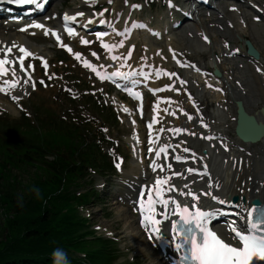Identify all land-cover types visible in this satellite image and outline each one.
Masks as SVG:
<instances>
[{"label":"snow or ice","instance_id":"obj_1","mask_svg":"<svg viewBox=\"0 0 264 264\" xmlns=\"http://www.w3.org/2000/svg\"><path fill=\"white\" fill-rule=\"evenodd\" d=\"M11 3L16 5H31L36 3V0H10ZM112 0H109L111 3ZM171 6V0H170ZM37 7L42 5L37 4ZM133 8H138L140 5H132ZM233 10L235 7H233ZM108 9H104L102 12L95 13V15L103 16L104 12ZM85 13L82 11L76 12L74 15L64 14L63 20L65 22V29L69 35L76 34V29L70 27L68 22H76L78 17H84ZM257 20L260 17H256ZM94 21L90 18L83 25L88 27ZM107 21L104 19L99 20L100 24H105ZM34 27L43 29L45 35H54L57 42L61 47H66L69 52H72V48L65 45L61 40V36L58 32H54L52 29L46 28L45 24L39 22H33L30 25L24 26L21 31H27L28 28ZM107 33L99 31L96 33L97 38L101 39V46L111 52L117 45L108 44L103 42V37ZM206 41L209 39L206 35L203 37ZM81 43L89 45L92 41L85 37H81ZM121 46L123 42H120ZM227 46V45H226ZM133 45V49H134ZM14 48H18V54H14ZM239 52L240 49L235 50ZM0 92H9L21 83L35 88L37 81L33 78L32 73L35 71V66L29 64L25 67V61L29 58H35V54L31 52L27 47L23 45H15L14 43L0 48ZM73 55L77 60H82V53L74 52ZM93 57L99 59L98 53L93 51L91 53ZM173 57L175 58V52L173 50ZM128 58H131V52L128 53ZM41 63L45 69V74L48 79H52V75H48L47 69L49 64L46 58L40 57ZM112 60L118 59L116 56L111 57ZM123 60V58H121ZM83 65L86 68L91 69L93 73L100 80H109L115 82L117 78L123 80H129L130 77L135 75L133 72L114 71L104 73L100 71L104 65L93 64L87 59H83ZM124 66L123 63L121 65ZM31 69V71H29ZM199 71V69H197ZM258 72L264 73V68L257 67ZM147 75V74H145ZM157 75L176 76L175 72H168L161 69L157 72ZM26 76L27 78H24ZM40 84L47 86L45 80L41 79ZM181 84H187V80H181ZM166 87L172 88V90L179 92L181 89L174 85H167ZM207 87L213 88L211 83L207 84ZM125 90L129 92L133 98L143 101V95L140 91H134L125 86ZM162 89H152L153 93L161 91ZM222 91V89H216ZM188 98L193 100V106L196 108V112L199 113L200 109L195 105V101L191 93H188ZM13 100L19 99L18 96L13 95ZM171 103V98H169ZM124 112H129L128 108L123 109ZM168 111L167 108L164 109ZM141 115L143 114V104L140 105ZM155 115L150 119L147 124L149 129L148 133V152L154 153V159L151 160L149 168L153 173L151 180H147L141 187L138 193L139 199L136 202L138 204V212L142 217L141 223L144 228L148 230L149 238L158 242L167 240L172 246H174L176 252L180 253L179 264H251L253 259L264 260V204H248L244 201L243 197L240 198V202H234L229 199L226 194L214 193L212 189L215 187L220 189L222 185L219 182L207 181V177L210 173L207 171V164L203 166V170L196 167H187L183 171L181 168L175 167L172 162H167L170 155V149L175 152V147L167 142L162 144L153 137L152 130L153 125L159 123L158 116L160 115L159 103H156L154 107ZM180 112L187 118L188 121H192L193 114L185 111L183 108ZM172 116H176L177 113L173 111ZM199 122L203 128H209L210 125L204 121L201 117H198ZM135 123V121H133ZM105 132L108 129H104ZM165 128H160L159 132L163 133ZM175 135L181 133H187L190 136L199 137L202 139L213 140L212 135L205 133H198L190 130L188 127H175L167 129ZM139 140V136H137ZM186 141H181L180 144H186ZM225 150L227 145H223ZM183 153L190 155L174 154L173 159L180 164L181 167L189 159H197V153L195 150L188 146H184ZM123 158H119L115 164L117 170L122 171ZM189 174H194L191 183H189ZM145 175H147L145 173ZM195 177L205 179V186L202 188L194 187L196 184ZM177 181L182 182L178 183ZM178 197H184L183 200ZM207 197L210 201L215 203H205L202 199ZM219 216H233L236 219L228 220L226 223L217 226L216 218ZM243 219L244 223L240 224L239 220ZM170 224L171 236L168 235V225Z\"/></svg>","mask_w":264,"mask_h":264},{"label":"trees","instance_id":"obj_2","mask_svg":"<svg viewBox=\"0 0 264 264\" xmlns=\"http://www.w3.org/2000/svg\"><path fill=\"white\" fill-rule=\"evenodd\" d=\"M3 128L0 264H53L57 247L67 251L70 264H112L113 244L97 237L79 212L96 198L94 189L85 190L87 168L111 169L93 139L81 127L49 115L35 126L22 117ZM26 168L33 174L22 184L13 171Z\"/></svg>","mask_w":264,"mask_h":264},{"label":"rangeland","instance_id":"obj_3","mask_svg":"<svg viewBox=\"0 0 264 264\" xmlns=\"http://www.w3.org/2000/svg\"><path fill=\"white\" fill-rule=\"evenodd\" d=\"M106 1L107 0H87V4H91L94 2H96L97 4H104ZM123 1L124 0H114L113 6L116 11L123 12L124 15H126L129 13V6L125 7ZM134 1L143 2V12L140 14V18L144 20H149L152 27L158 28L161 25L164 26L168 24V21H170V15H166V13L164 12L163 0H155L153 2L148 0ZM259 1L260 4H264V0ZM83 2H85V0H57L53 4L52 9L60 11V9L68 8L70 9V11H74L79 7H82ZM227 4L228 2H224L222 6H224L225 8ZM223 22L224 21L222 20L219 21V25L223 27L224 30H226L225 24ZM190 26H192V24ZM242 31V33H240V36H245V39L247 40H250V38L253 39V41H250L253 42L254 46L260 50L259 52L261 54V59L264 63V24L260 23L257 25H252L248 29ZM223 33L231 34L232 31L228 30ZM144 37H146L145 34H143V36L140 35L139 39L144 41ZM169 38L171 39V43L173 44V46L178 49L181 53H183L186 57H188L190 60L198 62L203 66L206 65L210 56L211 48H207L206 51L201 50V45H199V38L187 39L185 30H183V28L178 31H172V35ZM137 39L138 36H135L133 42L138 43L139 49L140 46L144 44H141ZM27 42L34 48H36L41 54H43L46 59H50V62H55V60L62 58V60L66 61V64L61 65L58 68L56 65H51L52 69L49 74H59V80L53 82V86H47L46 88H43L41 86L37 87L34 91H29L28 94L25 95L24 98L19 101H14L9 98L3 99L4 101L7 100L11 106L10 110H6L5 112H3V114H5L6 116L13 119L21 117V113L22 111H24L25 107L24 104L29 102V107L32 111H34V107H37L39 110L40 106H45L46 103H48L47 98L51 99L52 97H56L58 94H62L65 91L64 88L66 87V84H70L73 78L75 80L80 81L79 84H76L80 88L75 85L73 86V89L79 92V94L77 95L81 96L88 93L92 96L94 100H97L100 103L107 105L114 101L118 103L121 102L119 97L113 94L111 95L112 92L108 91L107 87L100 84L99 81L92 74L87 73L83 69V67L80 66L79 62H77L73 57L66 56V59V57L62 53H60V51H58L57 49H53L49 40H45L42 37L38 36V38L35 39H27ZM160 45H162L160 42H156L151 39L149 41V47L152 49V51ZM214 50L216 51V49ZM94 61L102 63L104 61V58L100 57L99 61ZM159 65L161 67L163 66V64ZM245 66L243 65V69L245 68ZM237 67L241 68V66H238V64H232L228 62L227 64L221 65L222 72L226 71L227 74H230V72L235 70ZM250 73V70L245 69L243 70V72L239 71L241 80L244 79V76L245 78H247L245 82L246 84L248 83V76H250V93L248 92V95L246 94L245 96L248 98V100H252V102L249 101L250 103H258L262 101V98L260 96L258 97L259 91L255 90L253 88V85L256 87L257 84L258 89L262 92V83L261 81H257L255 79L253 80L254 76L253 74L249 75ZM39 76H41V73L39 74ZM84 90H87L88 92ZM228 100L229 96L227 94V101ZM203 103L206 105L205 106L203 104V106L206 108L207 113L210 114L211 106L209 101L204 100ZM73 112L74 116L78 117L77 114L83 113V108L78 105L73 109ZM223 112H221V117L224 116L222 119L226 122H229V119L226 116L228 108L226 109V113ZM84 116L86 117V119L90 117L89 115ZM118 123L119 124L116 127V131L109 129V131L105 132V128L102 130L104 139L106 141L103 146L104 150L112 155L114 153L110 150L112 145H116L115 152L116 149H120V151L122 152L121 155H123L125 159V162L122 166V171L117 173V175L113 177L105 178L93 176L91 184H93L94 188L100 193L99 199L96 200V202L91 203L89 206H85L81 211L86 217H88L89 222L92 224L91 227H93V229L100 228L98 231H96L97 235H108L109 238L116 239V242L118 243L117 248L120 253V258L114 264H151L152 257L158 254L154 251L146 250V248L140 246V243L135 240L134 236L132 235V229L127 226L126 221L124 220V218L121 217V210L125 208V210H127V204L125 202L117 203V200H119L120 196H124L125 194H130L132 192V183H134L132 181V177H138V175L133 176V173L136 172V168L134 166V163L132 162V159L130 158L131 154L129 152L128 147V145L132 144L133 127L129 125V121H126L124 117H121V119L118 120ZM0 129H2V127H0ZM128 137H130L131 143L129 142L127 144L126 139ZM32 172L33 170L29 168L21 169L17 172L14 171L13 177H15L18 182L25 184L28 181L29 176L31 177V175L33 174ZM1 222L2 219L0 216V224ZM0 239H2L1 231Z\"/></svg>","mask_w":264,"mask_h":264},{"label":"bare ground","instance_id":"obj_4","mask_svg":"<svg viewBox=\"0 0 264 264\" xmlns=\"http://www.w3.org/2000/svg\"><path fill=\"white\" fill-rule=\"evenodd\" d=\"M219 8H222V7L219 6ZM50 13H51V11H50ZM228 15H230V14H228ZM198 16H199V19H198ZM198 16H197V21L195 24L196 27L188 28L187 30L189 32L194 31L196 34V32L200 31V29H198L199 26L204 27V24H203L202 19H201V15H198ZM231 16H232V14H231ZM252 25H253V23H249V25H247V27L252 26ZM205 26L207 27L208 25H205ZM11 27H13V25H8L7 23H1L0 24V48H2L3 45H7V43L13 42L11 37L5 36L6 31L7 30L10 31ZM236 30L239 33V30L237 28H236ZM210 32L217 34L214 29H210ZM203 33L206 35L205 31H203ZM235 34H236V37H238L237 42L240 41L243 43L244 39H242V37L239 36L240 34H237L236 32H235ZM235 34H233V35L235 36ZM186 35H187V33H186ZM18 36H21V35L17 34V37ZM230 37L233 39L232 35ZM18 38H22V37H18ZM147 39L148 38L145 37L144 40L147 41ZM214 40L216 41L218 39L214 37ZM250 40L253 41L252 38H250ZM234 43H236V42H234ZM21 44H23V43H21ZM215 46H217V45H215ZM201 47L203 49H206L207 46L203 44V45H201ZM202 48H201V50H202ZM240 48H241L242 52H245V48L243 45L240 46ZM220 50H221V47L218 51H220ZM227 50H229V48L225 49V51H227ZM257 50L260 51L259 49H257ZM109 55L111 57L114 56V50L109 52ZM259 56L261 58L260 53H259ZM223 61H229L230 62V60H227V58L224 59ZM239 63H241V62H239ZM242 64L244 66L246 65L244 69H250V67H251V65L248 64L246 61H243ZM164 65L167 66L166 63H164ZM210 65L216 67L219 70L220 66H219L217 61L211 59ZM128 67L129 66H127L126 68H128ZM237 70H239V69H236L235 71H233V74L235 76V80H241V76L239 75V71L243 72V70H239V71H237ZM251 74H253V73L251 72L249 75H251ZM253 76H254L253 80L255 79L257 81H261V83H262V92L258 89L257 84H256V87L253 85V88L255 90L259 91V93L257 92L258 97L260 96L262 98V101H260L258 103H250L249 101L252 102V100L251 99L248 100V98L245 96L246 94L248 95V92H249L250 76H248L249 78H248L247 84L245 83L247 78H245V76H244V79L242 80L244 86L241 85L243 90H241L240 88H237L236 86L233 87L231 84L234 83V78L227 77L229 81L228 80L226 81V86L229 90L228 92H229L230 97H231L232 105H229L228 112L226 113V116L228 117V115H229L230 117H232V120L230 122H226L225 120H223L222 118L224 116L221 117V112H223L222 109L225 106L222 103L223 100L225 99V95H223L222 93L217 94V92L208 91L205 87H201L200 91H197V96L199 98H201L202 94H203V95L210 96V99H212L213 102L215 101V103H219L218 105H216V107L214 109H212L211 117L216 118L217 121L215 122L213 129L210 130L211 132L214 131L215 134H219L220 136L228 137L229 130L235 128V125H236V122H235V118H236L235 101H241L243 108L246 111V113L249 115H253L257 119L258 122H261L264 124V115L261 113V110L264 111V81L255 72H254ZM199 79H200V81H202L201 78H199ZM137 80L138 79L136 78L134 80V82H136ZM17 88H21V91L19 93H24L25 91L27 92V87L23 83H21V86H18ZM16 96H18V94H16ZM1 99H2V97H0V102H1ZM177 100H178V98H177ZM254 100H255V98H254ZM189 101H192V100H189ZM0 107L10 109L9 104L6 102L5 103L1 102ZM121 108L123 110V107H121ZM173 121L175 122L176 125L180 124L179 119H177V121L174 119ZM187 127L190 128V130H192V131H195L198 133H205L207 135L209 134L208 132H210V131H205V130L203 132V131H201V129L193 128L190 124H188ZM199 141H203L202 138L195 137V139L190 141L192 144L193 150H195V152L197 154L202 155L203 160L205 161V164H207L208 169L211 171V174H212V177L214 178V181L219 182L222 185V187L220 189H217L214 187L212 189V191L214 193L226 194L229 199H231L234 196H237L239 198V202H240V198L243 197L244 201H246L248 204L253 199H260V200L264 201V138L258 142L260 145H255L254 148L252 147L253 145H251L249 143L248 144H242L237 138L234 139V142H232V141L229 142V140H227L225 143L218 142V144H222L221 148H218L217 146H215L216 143H215L214 147L211 148L210 142L205 141V140H204V143L202 145H200ZM223 145L228 146L226 150L223 147ZM202 150L206 151L205 155L202 154ZM250 150L252 151L251 155H249L247 153ZM247 155L249 157H247ZM140 163H141V161H140ZM197 163L199 165H203L200 161H197ZM138 168H139V166H138ZM134 174L137 175L136 173H134ZM151 179L152 178L150 177V175H148V176L145 175L144 178H142L140 180L142 183H144L145 181L151 180ZM178 183L182 184L181 181H178ZM203 186H205L204 180L202 181V183H199V184L196 183L194 185V187H197V188H202ZM130 200L132 201V199H130ZM203 200L205 202V199H203ZM125 202H126V200H125ZM129 202L130 201L128 200V203ZM130 208L131 209L134 208V205H130ZM121 211H122L121 217L124 218L127 226L130 229H132V235L134 236L135 240H137L140 243V246L146 248V250L151 251V248L147 249L148 245L146 244L144 239L141 237V234L138 232V230H140V228L138 227L136 220L132 217L131 214H129V212L127 210L123 209ZM151 260H152L151 264H169L166 260V257H163L162 255H156V256L152 257Z\"/></svg>","mask_w":264,"mask_h":264},{"label":"water","instance_id":"obj_5","mask_svg":"<svg viewBox=\"0 0 264 264\" xmlns=\"http://www.w3.org/2000/svg\"><path fill=\"white\" fill-rule=\"evenodd\" d=\"M246 45L248 46V52H249V54H251V55H253L254 57L257 58V57H258V54H257V52L252 48L251 44L247 42ZM237 106H238V118H239V120H240L241 112H243V111H242V108H241V104L238 103ZM248 119L250 120V122H251V124H252L253 126H256V122H255L254 118H248ZM258 129H260V131L258 132V135H256V136L253 137V138H249V139L240 136L239 133H238V130H237V129L235 130V132H236L237 136H238L243 142L254 143V142L258 141L262 136H264V127H263L262 125H260V126H258ZM254 204H257V205H258V202H254Z\"/></svg>","mask_w":264,"mask_h":264},{"label":"clouds","instance_id":"obj_6","mask_svg":"<svg viewBox=\"0 0 264 264\" xmlns=\"http://www.w3.org/2000/svg\"><path fill=\"white\" fill-rule=\"evenodd\" d=\"M53 264H70L68 253L65 249L57 247L52 251Z\"/></svg>","mask_w":264,"mask_h":264}]
</instances>
